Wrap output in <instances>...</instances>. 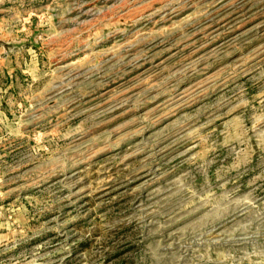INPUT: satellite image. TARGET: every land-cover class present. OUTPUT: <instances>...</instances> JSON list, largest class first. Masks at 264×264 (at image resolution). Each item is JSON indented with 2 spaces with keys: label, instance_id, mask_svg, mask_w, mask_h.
Here are the masks:
<instances>
[{
  "label": "rangeland",
  "instance_id": "1",
  "mask_svg": "<svg viewBox=\"0 0 264 264\" xmlns=\"http://www.w3.org/2000/svg\"><path fill=\"white\" fill-rule=\"evenodd\" d=\"M0 264H264V0H0Z\"/></svg>",
  "mask_w": 264,
  "mask_h": 264
}]
</instances>
